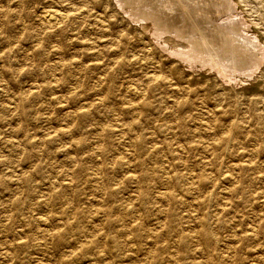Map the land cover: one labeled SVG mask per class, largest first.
<instances>
[{
	"label": "rangeland",
	"instance_id": "obj_1",
	"mask_svg": "<svg viewBox=\"0 0 264 264\" xmlns=\"http://www.w3.org/2000/svg\"><path fill=\"white\" fill-rule=\"evenodd\" d=\"M146 1L0 0V264H264V0L247 71Z\"/></svg>",
	"mask_w": 264,
	"mask_h": 264
},
{
	"label": "bare ground",
	"instance_id": "obj_2",
	"mask_svg": "<svg viewBox=\"0 0 264 264\" xmlns=\"http://www.w3.org/2000/svg\"><path fill=\"white\" fill-rule=\"evenodd\" d=\"M143 1L144 0H121L123 5H131L132 4L133 8L135 10H137V12L134 13V15H137L138 17H143L142 19L147 21L145 23H148V21L153 22L155 25H157L159 30L165 31L166 25L169 22H171L170 21L171 19H173L170 17L171 14L168 13L170 16H166L168 14H165L162 11H159V9L157 7L152 5L153 2H149V4L147 3L149 9L146 12H142L140 7H139V3H141V2L143 3ZM164 2H165V0H157L156 1V3H161L162 5L164 4ZM178 2L180 3L181 8L184 9V10L181 9L183 11V13H185L184 15H186L187 18L191 19V20H193V18H194V21H191V22L193 24L192 26H196V28L194 27V29H196V31L191 32L192 37L191 38L188 37L189 39L184 44V46L177 43L175 40L170 39L171 42L173 40V43H175L177 46V47H175V51L180 50L181 52L186 53V54H189V53L191 54L192 51L193 52L195 51V52H200V54H201V52L208 50L211 54H213V56L216 58V60L220 59V62L223 60V63L227 62L226 64H229V66L231 68L232 67L236 68V70H246L248 68H251L257 64V62L259 61L258 59L262 58L261 56H260L261 58H258V59L256 57V55L259 54L261 47L259 48V45L255 44L256 42L253 41L255 38H253V40H252V39L244 36L241 33L243 31L242 26H244V22H246V21L242 22L241 19H238L239 15H238V13H236V11L234 9V5H233L234 3H232L231 0H218V1H214V0H178ZM175 3H177V1ZM210 4L213 8H215L213 5L221 6L222 10L217 11V9L215 8L216 12L219 14H223L226 11V13L228 14V17L226 20L222 19L223 21H221V23L218 22L219 24L208 26V27L206 26V28H203L201 26L199 27V24L201 23L200 20L204 19L209 14L210 8H208V7ZM148 7H146V8H148ZM174 9H175V7H174ZM54 18L55 17H53L52 20H54ZM50 19H51V17H50ZM50 19L48 18V20H50ZM246 23H245V25H246ZM142 25H144L143 27L146 29H149L150 27L152 28V25L150 27L147 24H142ZM201 28H203V29H201ZM197 34H198V38L195 36ZM167 42H170V41H167ZM195 52H194V54H195ZM183 53H182V55H183ZM217 62H215L214 64H216ZM217 65H218L217 68L220 67V69H223V70H221V72L222 71L224 72V69L226 67H228L227 65L222 66V64H220V63L219 64L217 63ZM256 69H258V68H256ZM223 74L224 73H222V75ZM227 74H229V72Z\"/></svg>",
	"mask_w": 264,
	"mask_h": 264
}]
</instances>
